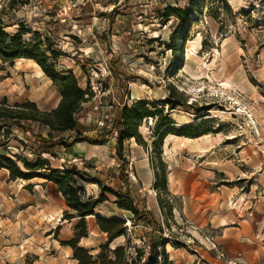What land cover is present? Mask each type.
Returning <instances> with one entry per match:
<instances>
[{"label": "rangeland", "instance_id": "1", "mask_svg": "<svg viewBox=\"0 0 264 264\" xmlns=\"http://www.w3.org/2000/svg\"><path fill=\"white\" fill-rule=\"evenodd\" d=\"M12 1L0 0L6 31L14 33L22 22L43 41L49 38L62 53L59 71L73 72L81 88L92 94L78 113L83 134L101 136L105 129L110 135L97 145L77 144L68 153L57 138L48 139L46 130L28 124V136L16 129L11 152L28 159L47 154L53 167L84 175L77 179L85 200L99 198L107 188L125 203L152 211L153 218L133 221L117 207L118 198L105 191L96 215L126 219L133 245L142 248L152 236L159 237L161 227L173 264H264V240L254 260H245L219 245L217 231L200 221L205 217L198 205L186 207L192 190L191 202L204 204L206 197L196 199L200 191L206 193L204 184L230 194L231 199L214 196L215 206L228 200L214 211L216 217L232 207L237 213V199V207L250 201L247 207L264 217V0H194L191 21L175 45L178 20L167 19L164 11L188 7L191 0ZM34 39L33 34L25 36L26 41ZM4 99L11 105L30 101L51 111L60 96L35 62L19 60L14 66L0 62V101ZM171 99L185 105L170 112L163 102ZM140 100L161 105L176 130L191 125L194 138L169 135L153 145L158 138L148 120L140 127L144 144L127 141L118 156L112 128L116 110ZM33 132L47 143L36 140ZM205 132L222 135L223 143L203 141L201 153L192 140ZM8 178L7 171H0V264H77L62 242L73 238L78 220L64 218L68 208L56 185L41 178ZM87 225L89 237L80 247L97 255L107 236L96 216L88 217ZM125 241L118 238L111 247Z\"/></svg>", "mask_w": 264, "mask_h": 264}, {"label": "trees", "instance_id": "2", "mask_svg": "<svg viewBox=\"0 0 264 264\" xmlns=\"http://www.w3.org/2000/svg\"><path fill=\"white\" fill-rule=\"evenodd\" d=\"M193 2L194 0H191L192 5L183 9L167 7L164 11L167 12L164 15L167 19L176 17L178 20L175 35L172 37L173 45L179 37V32L191 21ZM11 4H14V0ZM18 25L19 28L14 33H9L6 31L5 21L0 20V62L9 66H14L15 62L19 60L35 62L45 76L51 80L60 96V101L58 106L51 111H43L36 103L30 101L13 105L7 99L0 101V171L5 170L9 173L8 182L41 178L56 185L57 191L63 196L68 208L64 218L70 221L78 220L73 238L62 242V245L72 249L73 259L77 264H173L165 250L166 242L161 227H159V237L152 236L149 241L145 242L147 246L142 248L133 245L130 235L132 230L127 226L126 219L104 218L96 215L98 205L106 200L103 193L105 191L111 192L118 198L117 207L131 214L133 221L153 218L152 211H141L133 202L125 203L120 194L107 188L102 190L99 198L85 200L81 195L82 187L78 185L77 179H85L84 175L73 169L53 167L47 154L37 155L35 159H28L23 154L12 153L9 149V144L13 140H17L16 129L24 130L25 134L32 132L30 127L28 128L30 126L28 124L49 128L48 139L57 138L58 144H61L68 153H71L77 144L97 145L100 144L99 138L105 139L110 135V131H105V129H101V136L89 137L83 134L78 113L85 104L92 100V94L81 88L79 80L73 72L59 71L62 53L55 49V44L49 38L43 41L39 32L33 33L22 22ZM29 34L35 36L33 41L25 40V36ZM163 103L170 112L185 105V101L176 102L173 99ZM160 106L157 103L140 100L135 101L131 106L124 104L116 110L112 128L117 134L115 141L118 156L122 155L124 144L127 141L135 140L140 145L144 144L140 127L148 120L154 122L152 134L158 138L153 142V145L159 141L161 143L169 135L194 138L190 133L191 125L180 130L174 129L173 126L176 123L169 117V114H165V109ZM203 111H208V109ZM33 134L36 135L34 132ZM66 134H70V136L65 137ZM207 134L209 132L196 137ZM35 138L42 143H47L48 140L41 135H36ZM49 156L55 158L54 154ZM163 187H166L165 182ZM91 216H96L99 230L107 236V242L100 246L97 255H92L88 250L80 247V242L89 237L87 218ZM121 237L126 239L125 244L112 248L111 244Z\"/></svg>", "mask_w": 264, "mask_h": 264}, {"label": "crops", "instance_id": "3", "mask_svg": "<svg viewBox=\"0 0 264 264\" xmlns=\"http://www.w3.org/2000/svg\"><path fill=\"white\" fill-rule=\"evenodd\" d=\"M39 126V125H38ZM43 130H46V134L49 135V128L40 126ZM211 173V172H210ZM212 175L214 173H211ZM211 175V176H212ZM214 176V175H213ZM213 178L210 177V180ZM213 183H210L212 185ZM202 188L205 189L206 193L202 194L201 191L199 195H197V201H199L202 197H206L204 204H194L191 202L193 197L192 190L190 197L187 198L186 207L189 209H195L198 205L200 207L199 211L202 217H205L204 222L207 227L215 229L217 231L216 239L218 240L219 245L226 250L227 252H236L241 254L240 257L248 261H253L254 256L258 251L259 242H263L264 240V217L257 215L256 211H251L252 202L244 201L239 207H237L240 203V200L236 204H234L235 208H237V213L234 212V207L227 211L226 213H220L218 211V216L216 217L214 212L217 211V207L224 206V204L228 203V200H218L219 204L215 206L216 199L215 195H219L226 197V199H231L230 194L224 191H220V193L213 192L212 187L202 185ZM186 191V187L184 188ZM235 194H232V198ZM237 196V195H236ZM243 198V197H242ZM191 199V200H190ZM232 203H229L228 206H232ZM226 206V205H225ZM243 208L241 212L240 209ZM244 213V215H242ZM261 238V239H260ZM261 241H258V240Z\"/></svg>", "mask_w": 264, "mask_h": 264}, {"label": "bare ground", "instance_id": "4", "mask_svg": "<svg viewBox=\"0 0 264 264\" xmlns=\"http://www.w3.org/2000/svg\"><path fill=\"white\" fill-rule=\"evenodd\" d=\"M199 42V40H197L196 42L191 43L193 46H195L197 43ZM194 48V47H193ZM226 87H229L228 83L224 84ZM241 112V111H240ZM212 113V112H211ZM203 141H213L212 143H215L216 145H221L223 143V136L222 135H218V136H212V135H206L203 136L201 138L192 140V143L195 145V147L197 149H199L201 151V153L205 152V148L203 147V145H201L200 143H202ZM213 145V144H212Z\"/></svg>", "mask_w": 264, "mask_h": 264}, {"label": "built area", "instance_id": "5", "mask_svg": "<svg viewBox=\"0 0 264 264\" xmlns=\"http://www.w3.org/2000/svg\"><path fill=\"white\" fill-rule=\"evenodd\" d=\"M222 258H225V255H224V254L222 255ZM231 263H232V262H231ZM233 264H236V263H233Z\"/></svg>", "mask_w": 264, "mask_h": 264}]
</instances>
